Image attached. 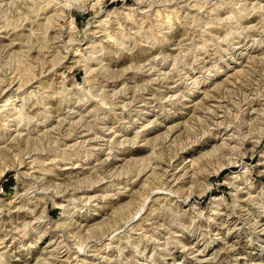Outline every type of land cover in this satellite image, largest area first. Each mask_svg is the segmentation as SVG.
<instances>
[{
  "label": "rangeland",
  "instance_id": "374dc122",
  "mask_svg": "<svg viewBox=\"0 0 264 264\" xmlns=\"http://www.w3.org/2000/svg\"><path fill=\"white\" fill-rule=\"evenodd\" d=\"M1 171L0 264H264V0H0Z\"/></svg>",
  "mask_w": 264,
  "mask_h": 264
},
{
  "label": "bare ground",
  "instance_id": "6f19581e",
  "mask_svg": "<svg viewBox=\"0 0 264 264\" xmlns=\"http://www.w3.org/2000/svg\"><path fill=\"white\" fill-rule=\"evenodd\" d=\"M29 16V15H28ZM72 22V21H71ZM138 31H140V30H138ZM26 98V97H25ZM16 110V109H15ZM90 128V127H89ZM193 162V161H192ZM187 169V168H186ZM143 171V170H142ZM2 175H3V172L1 171V173H0V180H1V177H2ZM76 195V194H75ZM86 203V202H85Z\"/></svg>",
  "mask_w": 264,
  "mask_h": 264
}]
</instances>
